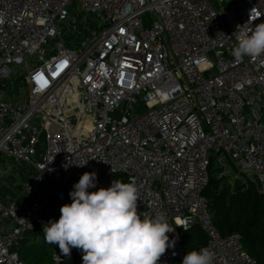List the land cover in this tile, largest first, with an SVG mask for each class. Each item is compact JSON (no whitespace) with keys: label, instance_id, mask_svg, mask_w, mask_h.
Returning <instances> with one entry per match:
<instances>
[{"label":"built area","instance_id":"obj_1","mask_svg":"<svg viewBox=\"0 0 264 264\" xmlns=\"http://www.w3.org/2000/svg\"><path fill=\"white\" fill-rule=\"evenodd\" d=\"M261 22L264 0H0V184L29 166L14 198L0 190V264H26L27 232L59 219L85 172L90 191L134 183L138 211L172 227L190 217L213 264H258L215 226L204 190L215 163L264 193V56L232 55L238 26ZM183 233L159 264L183 261ZM51 258L83 264L75 248Z\"/></svg>","mask_w":264,"mask_h":264},{"label":"clouds","instance_id":"obj_2","mask_svg":"<svg viewBox=\"0 0 264 264\" xmlns=\"http://www.w3.org/2000/svg\"><path fill=\"white\" fill-rule=\"evenodd\" d=\"M233 35L238 42L232 53L236 61L264 56V22L249 28L238 26ZM96 183L97 174L85 172L69 192L72 202L61 206L58 220H49L43 227L46 243L58 245L64 256L76 248L83 253V264H159L166 250L175 245L168 233L176 227L188 231L190 217L177 218L172 227L163 214L153 217L139 212L134 183L114 179L110 187L90 191ZM214 257L204 247L188 252L182 264H213Z\"/></svg>","mask_w":264,"mask_h":264},{"label":"trees","instance_id":"obj_3","mask_svg":"<svg viewBox=\"0 0 264 264\" xmlns=\"http://www.w3.org/2000/svg\"><path fill=\"white\" fill-rule=\"evenodd\" d=\"M215 168V163H212L209 183L204 190L212 221L224 235L239 232L244 248L258 264H264V193L259 192L254 183H244L239 179H234L233 186L230 175L219 176V170ZM204 247H207V236L198 225L184 231L181 237L184 255ZM75 251L79 263L83 253L76 248ZM179 264H182L181 260Z\"/></svg>","mask_w":264,"mask_h":264},{"label":"rangeland","instance_id":"obj_4","mask_svg":"<svg viewBox=\"0 0 264 264\" xmlns=\"http://www.w3.org/2000/svg\"><path fill=\"white\" fill-rule=\"evenodd\" d=\"M90 18L94 19V15H91ZM61 31L63 32L64 38H66L68 45L73 48L79 49V43L81 36L78 33L72 31L71 29H67V26H62ZM21 77L15 79V82L20 83ZM8 160V161H7ZM7 162L13 163L11 159H6ZM215 169L219 170L218 165H215ZM228 174L230 175V180L233 186L235 183L234 173L236 171L235 167L228 164ZM29 166L25 163L16 164L13 168V171L9 177H7V181L11 185H15V181L17 184L14 186L13 190L21 189V183L26 179V175L28 174ZM219 173V171H218ZM227 174V175H228ZM232 186V187H233ZM257 189V187H256ZM258 190V189H257ZM259 191V190H258ZM8 195L13 196L14 193L7 190ZM261 192V191H259ZM28 241H26L19 250L21 257L24 259L26 264H53L51 258V252L53 249L58 248V245L48 244L44 239V232H39L37 227L27 232ZM78 260V259H77ZM76 262L78 263V261ZM180 260L177 259L174 261V264H179Z\"/></svg>","mask_w":264,"mask_h":264},{"label":"crops","instance_id":"obj_5","mask_svg":"<svg viewBox=\"0 0 264 264\" xmlns=\"http://www.w3.org/2000/svg\"><path fill=\"white\" fill-rule=\"evenodd\" d=\"M28 172H29V170H28ZM25 175L27 176L28 174H25ZM11 186H13V185L9 184V182L7 181V178H5L4 182H1V184H0V190L2 191L4 196L14 198L15 197V191L13 190L14 187H11ZM7 190L13 192L14 195L13 196L8 195L9 193L6 192Z\"/></svg>","mask_w":264,"mask_h":264},{"label":"snow or ice","instance_id":"obj_6","mask_svg":"<svg viewBox=\"0 0 264 264\" xmlns=\"http://www.w3.org/2000/svg\"><path fill=\"white\" fill-rule=\"evenodd\" d=\"M63 64H61L59 67L63 68ZM35 79L38 81V82H41V86L45 85L48 83L47 79H45V77L43 76V74H38Z\"/></svg>","mask_w":264,"mask_h":264}]
</instances>
